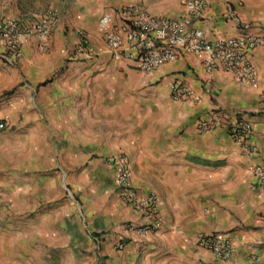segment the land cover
<instances>
[{
  "label": "crops",
  "instance_id": "crops-1",
  "mask_svg": "<svg viewBox=\"0 0 264 264\" xmlns=\"http://www.w3.org/2000/svg\"><path fill=\"white\" fill-rule=\"evenodd\" d=\"M63 1L0 0V18L35 20L49 11L58 17L50 37L23 39L17 63L0 60V264L27 261L23 248L41 227H69V264H78L79 215L81 227L111 232L97 245L94 264H264V192L253 186L254 166L264 165V0H205L198 23L212 41L243 34L262 39L249 53L255 84L209 72L202 57L183 50L147 75L113 57L99 30H90L100 9L115 14L134 4L151 16L179 19L188 15L189 0ZM82 32L96 53L92 60L74 54ZM121 66L129 75L123 81L115 78ZM177 79L193 98L172 100ZM143 83L154 85L153 105L132 96ZM238 116L253 125L256 155L220 125ZM201 119L212 123L204 129ZM95 152L105 158L95 159ZM116 152L128 156L139 195L158 197L157 225L146 234L126 230L144 219L115 197L114 171L105 160ZM77 167L67 190V170ZM79 194L87 200L83 207ZM212 233L232 240L229 260L198 246ZM36 236L34 245L46 244L44 235Z\"/></svg>",
  "mask_w": 264,
  "mask_h": 264
},
{
  "label": "built area",
  "instance_id": "built-area-1",
  "mask_svg": "<svg viewBox=\"0 0 264 264\" xmlns=\"http://www.w3.org/2000/svg\"><path fill=\"white\" fill-rule=\"evenodd\" d=\"M206 6L205 0H189L188 15L172 19L151 16L139 6L130 4L120 8L115 14L102 15L98 30L113 57L125 59L144 74H152L160 67L175 62L183 50L202 57L209 72L223 70L233 75L241 84H255L257 73L249 53L261 44L262 39L250 34L215 41L208 39L198 26L205 18ZM57 24L58 17L54 11H49L35 20L0 18V60L5 64L14 65L21 57L24 38L34 36L46 39L51 36ZM74 54L82 56L85 60H92L96 55L88 36L83 32ZM193 96L191 87L184 80L177 79L171 85L173 101H186ZM220 122L230 138L240 144L248 155L258 153V147L251 142L254 129L250 121L238 116L234 119H222ZM198 123L205 129L212 122L201 119ZM4 128L5 124L0 122V131ZM107 162L114 171L115 185L122 201L140 212L144 219L140 225H127L126 230L138 234L150 232L151 228L157 225V195H139L132 183L127 155L119 154ZM253 176L254 188L264 192L263 164L254 166ZM198 246L223 261L231 258L234 249L230 237L219 233L201 236ZM123 247L124 244L120 241L117 248Z\"/></svg>",
  "mask_w": 264,
  "mask_h": 264
},
{
  "label": "rangeland",
  "instance_id": "rangeland-1",
  "mask_svg": "<svg viewBox=\"0 0 264 264\" xmlns=\"http://www.w3.org/2000/svg\"><path fill=\"white\" fill-rule=\"evenodd\" d=\"M57 2H59L60 6H63L62 3L64 2L63 0H60ZM61 2V3H60ZM49 7L45 8V11H48ZM101 10V9H100ZM95 19V21L93 22V24L91 25V29L90 30H94L96 32H98V27H97V22L98 19L101 15L106 14L107 12H110L109 10L112 11V9L110 8H105L103 10L100 11ZM65 28L66 30H68L70 27L69 25L65 24ZM81 30L80 27H77ZM83 29V28H82ZM99 33V32H98ZM97 63H93L92 66L96 67ZM94 74L97 75L98 70L96 68H94ZM128 71L125 70L122 66H121V71L118 73H116V77L117 79H121V81L127 79L129 77V75H127ZM154 85H143L141 86V89H132V96H135V98H137L138 96L145 98V100L142 101L143 105L145 106H150L153 105L150 103L151 100H149V93L152 90ZM145 92H148V94H145ZM144 93V94H143ZM5 129H3V131L0 132V141H2L3 139V132ZM1 143V142H0ZM121 154V152H116L110 155H107L106 157H115L117 155ZM104 155L100 152H95L94 154V158L96 159H101L103 158ZM105 158V157H104ZM107 160H105V164L107 165ZM67 170V169H66ZM53 171H60L59 168H54ZM75 171H77L78 175L80 174L81 168L77 167L75 169H68L67 170V175H66V179L63 182V184H65L66 189L70 190V185H69V180H70V174H74ZM114 192H115V197L118 198V200H121V197L118 193V190H116L115 188H113ZM73 191V190H72ZM78 202H79V206L83 207V202H87V200H84V196H81L79 194L78 197ZM96 207V206H95ZM78 221H79V227H77V236H78V250H77V254H78V264H94L95 261V257H94V253L98 252V248L97 245H101L103 242H105L108 238V236L111 234L110 230H98L96 229L93 232L92 227L90 228H86V227H81L83 226V224H86L83 222V217H81L79 215L78 217ZM43 229V231L38 232H34L30 234V244L27 245V247L25 246L23 248V252L26 254V256L29 258L27 259V261H24L23 264H69L70 263V259H71V253H70V247H69V238H70V230L69 227H41ZM36 235H39V237L42 235L45 236V240L47 241L46 244H35L33 243L34 238L32 237H37ZM41 239V238H40ZM96 246V247H95ZM59 247V248H57ZM72 255L74 252V249L72 248Z\"/></svg>",
  "mask_w": 264,
  "mask_h": 264
}]
</instances>
